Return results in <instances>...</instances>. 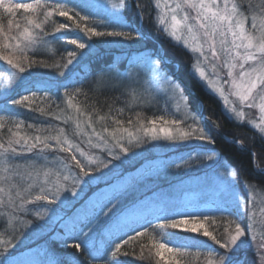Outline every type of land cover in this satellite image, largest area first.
I'll use <instances>...</instances> for the list:
<instances>
[{"label":"snow or ice","instance_id":"snow-or-ice-1","mask_svg":"<svg viewBox=\"0 0 264 264\" xmlns=\"http://www.w3.org/2000/svg\"><path fill=\"white\" fill-rule=\"evenodd\" d=\"M155 8L156 33L190 50L192 77L223 98L229 119L248 123L245 109L258 108L252 127L264 139V0H155ZM143 13L140 0H0V264H264L256 184L221 163L210 134L219 125L197 115L203 106L193 108L169 56L151 44ZM100 43L137 47L121 70L96 63ZM60 48L58 63L37 59ZM148 108L173 118H149ZM126 111L135 115L122 119ZM161 144L187 149L167 167L195 179L138 195L160 178L145 153ZM52 223L65 247L78 241L71 261L33 239L51 236ZM157 233L185 239L158 242Z\"/></svg>","mask_w":264,"mask_h":264},{"label":"trees","instance_id":"trees-1","mask_svg":"<svg viewBox=\"0 0 264 264\" xmlns=\"http://www.w3.org/2000/svg\"><path fill=\"white\" fill-rule=\"evenodd\" d=\"M146 2L149 3L147 0ZM242 2L247 5L249 0H242ZM251 2L254 5L259 6L262 3V0H251ZM145 7L147 4L143 3ZM133 14L135 11V8L130 10ZM249 11V10H248ZM246 11V13L248 12ZM148 14L149 17V11L144 10L143 14ZM63 18H61L62 20ZM6 24V20L4 21ZM145 27V26H144ZM147 31H149L151 36V44H155L156 47L160 48L163 52H165L173 65L180 64L181 68L178 70L177 75L182 80L183 84L186 86L185 91L189 94V102L194 107L197 104V101L203 106V116L207 117L209 121H214L216 124L219 125V131H211L210 134L213 136L215 140V144L211 147H214L215 152L219 154L221 157V163L228 165L230 168L234 170H238L240 173V176L242 179L250 181L254 184H256L257 189H260L261 191H264V173L257 172L255 170V164H259L261 168H264V140L259 137L253 131L249 126H245L241 123L234 122L230 120L222 111L221 107L216 100L215 97L207 93L204 89H202L200 86H197L188 75V63L190 62L191 56L190 53L187 52L182 47H177L174 42L166 39H160L158 36L153 35L150 27H145ZM150 44V46H151ZM97 51L99 52V58L96 63L103 64L108 61H115L121 70L124 69V67L127 64V61L130 57V55L134 52L137 45H132L131 47L128 45H120V44H107V43H100L96 46ZM68 50H71L70 48ZM66 55V52L63 48H60L59 51H53L49 52L45 55L38 56L37 59L43 60L47 63L54 64L60 62L61 56ZM172 65H169V70H172L170 67ZM175 68V67H174ZM3 69L0 68V72H2ZM53 71V70H50ZM181 72L184 73V76L181 75ZM2 79V77H0ZM186 79V81H185ZM4 83H7V80H4ZM87 83V82H86ZM80 85H77L79 87ZM85 90H87V87H85ZM95 96H99L101 100L104 99V95L102 94V89L98 90L95 93ZM82 99V98H81ZM111 98L108 99V103H111ZM163 103H161L158 108H161ZM116 106H122V105H116ZM63 107V105H61ZM106 110V108H105ZM139 111V109H137ZM159 112L156 108H148L144 110V115L151 118L152 115H156ZM103 114V113H101ZM129 115H135L134 112H127L122 119H127ZM199 115V113H197ZM35 116H39V114H35ZM19 119H25L26 123H36V120L33 119L32 116H29L27 113H21L18 116ZM207 127L211 129L212 125L211 123L207 124ZM71 131V128L68 129ZM230 140H236L237 143H230ZM241 143L243 144V147H241ZM167 150V148H164V146L158 145L157 147L150 148L145 155L149 157H155V156H161L163 154L169 156L170 153H173L175 149H168L169 152L162 153L163 151ZM181 151H187V149L183 148ZM169 153V154H168ZM253 153H255V161L253 158ZM140 162L139 159H134L131 162L137 163ZM131 162L127 165V167L131 170H133L132 166L130 167ZM134 163V164H135ZM138 164H136L135 167H137ZM196 176V173H192L191 175L185 174L181 172L179 175V171L176 170V168L168 169L165 171L164 174H160V178L157 179L158 182L163 187H169L175 182L182 183L185 180L191 179ZM259 181V183H257ZM243 189V186H242ZM51 228L56 229V231L51 233V236L48 234V230L46 229L42 233H37L34 235L33 239L44 245V246H51V249L57 257L64 261H71L73 259V254H76L78 250L71 247L72 244L78 242L76 240H67L66 243L69 245L68 247L64 246L65 241L57 239L60 235H62V232L58 226V224L51 225ZM136 252L139 253V246L136 245ZM131 249V246H130ZM129 249V250H130ZM79 259H84L83 256H79ZM132 264H149L148 261L145 260H137L134 257L128 258ZM154 264V262H153ZM161 264H163V261H161Z\"/></svg>","mask_w":264,"mask_h":264},{"label":"rangeland","instance_id":"rangeland-1","mask_svg":"<svg viewBox=\"0 0 264 264\" xmlns=\"http://www.w3.org/2000/svg\"><path fill=\"white\" fill-rule=\"evenodd\" d=\"M146 1H147V0H140V3L144 6V10L149 11V17H148V14H146V13L144 14L145 20H144V25H143V26H145V27H150V28H151V31H152V33H153V35L158 36L161 40H162V39H166V41H167V40H170V39H168L167 37H165L164 35H162V34H157V33H156V30H155V28H154V26H153V21H154L155 17L157 16V13H158L159 10L155 8V0H148L149 3L146 2ZM16 2H29V0H16ZM162 2H163V0H162ZM143 3L147 4V6L145 7V5H144ZM257 12H258V9H257ZM245 14H247V15L250 16V15L252 14V11L249 10V11H248L247 13H245ZM133 19H135V15H134V14H133ZM170 41H171V40H170ZM182 48H184V47H182ZM184 49H185V48H184ZM185 50H187V52H189V53H190V56H191V52H190V50H188V49H185ZM190 61H191V59H190ZM189 64H190V62L188 63L187 71H188V75L190 76V79H191V80H192L197 86H200L202 89H204L205 91H207V93L210 94V92H209L208 90L205 89V87H204L203 84H201L200 82H198L197 79H195V78L192 77V75H191L190 72H189ZM174 67H175V68H174ZM176 67H178V69L181 68L180 64H178V63L176 62V64H173L172 67H170V68L172 69V70H170V71L176 72V71H175ZM206 71H207V72H211V71H212L210 65L206 68ZM181 75L184 76V73L181 72ZM185 81H186V79H185ZM210 95H212L213 97L216 98V100L218 101V103H219V105H220V107H221V111L225 114V111H224V104H223V98H222V97H219L218 94H215V95L210 94ZM175 103H176V101H174V102L172 103L171 108L169 109L170 111H174V110H175ZM230 103H231V100H230ZM196 104H197V105H201L198 101H197ZM165 107H167V106L163 104L161 108H165ZM193 108H195V106H194ZM245 112H246V120L248 121V123H241V124H243V125H245V126H249L253 131H255V133H256L257 135H259L258 131L255 130V129L252 127V123H253V122H259V117H260L259 109H258V108H252V109H247V108H246V109H245ZM161 115H165V113L162 112V111H159L156 115H152L151 118H157V119H158V117L161 116ZM181 115H183V114H181ZM227 117H228V116H227ZM172 118H173V117L170 116V115H165V119L170 120V119H172ZM230 120H232V121H234V122H237L234 118H233V119H230ZM237 123H238V122H237ZM158 124H159V120H158ZM259 137H261V136L259 135ZM263 140H264V139H263ZM164 148H167V150L163 151L162 153L169 152L168 149H175V148H173V147H167V146H164ZM181 150H183V148H179V149L176 148V150H175L173 153H170V154L168 153L169 156L163 154V155H161V156L150 157V158H151V159H150V163L154 166L155 169H157V170L159 171L160 174H164L166 170L175 168V167H172V168L167 167V165H168L170 162L175 161L176 163H180V157H181V156H186V155H187V151H181ZM134 163H135V162H134ZM134 163L131 162L130 167H132V166H134V165L136 166V164H138L137 167H139L140 162L137 161V163H135V164H134ZM147 167H148V166H146V169H147ZM146 169H141V171L144 172ZM53 170H54V169H53ZM129 170H130V171H133V170H131V169H129ZM176 170H177V169H176ZM221 170H223V169H221ZM133 174H135L134 171H133ZM180 174H181V171H179V175H180ZM41 179H43V177H41ZM50 179H51V180H55V176L50 177ZM194 179H195V177H193V178H191V179H188V180H185V181H183L182 183H183V185H185V186H187V185H191V184L193 183ZM180 185H181V183H180V181H179V182H175V183H173L171 186H172V187H179ZM149 189H156V190L163 189V190H166V191H167V190H169V187H163V186H161V184L158 182V180H155L154 182H149V184H148L147 187L142 188V189L140 190V192L138 193V195L150 196L152 193L149 191ZM257 201H258V204H259L260 207H264V191H261L260 189H258ZM145 204H148V201H145ZM53 224H56V223H53ZM58 226H59V225H58ZM210 230H212V229H210ZM156 238H157V241H158V242H163L165 239H171V240L174 241V243H180V242H182V241L185 239V237H182V236H166L165 233H157V234H156ZM205 239H207V238H205ZM209 243H211V241H209ZM170 246H171V245H170ZM165 256H167V253H166V252H165ZM248 258H249V260H251V259L253 258V253H252L251 250L248 251ZM189 264H196L195 259H191V260L189 261ZM201 264H202V262H201Z\"/></svg>","mask_w":264,"mask_h":264},{"label":"water","instance_id":"water-1","mask_svg":"<svg viewBox=\"0 0 264 264\" xmlns=\"http://www.w3.org/2000/svg\"><path fill=\"white\" fill-rule=\"evenodd\" d=\"M199 115H201V113H199Z\"/></svg>","mask_w":264,"mask_h":264}]
</instances>
